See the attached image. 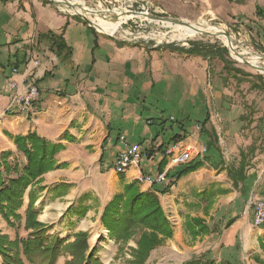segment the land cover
Here are the masks:
<instances>
[{"label": "crops", "instance_id": "1", "mask_svg": "<svg viewBox=\"0 0 264 264\" xmlns=\"http://www.w3.org/2000/svg\"><path fill=\"white\" fill-rule=\"evenodd\" d=\"M190 1L202 16L213 15L230 26H238L244 37H253L257 45L264 47V18L256 16V8H264V0ZM71 21L78 24L73 27H78L80 34H67ZM50 31L63 36L72 54L49 48ZM213 63L214 60L174 51L169 46L156 47L99 34L88 23L61 13L54 4L43 0H0V152L11 150L24 156L14 138L32 132L60 147L55 155L58 167L42 176L40 184L47 188L38 194L39 219L54 225L58 233V227L67 226L64 230L71 238L80 230H89L91 235L97 231L93 236H100L105 205L123 186L114 169L116 156L125 147L122 135L128 143L139 142L144 149V167H130L123 173L126 182L149 176L154 182L140 183L142 190L153 191L161 198L158 190L165 188L170 179L155 181L157 174L167 169V165L160 168L162 150H174L173 144L165 143L168 141L164 133L169 129L165 132L164 127L173 120H190L187 99L203 111L201 121L206 118L208 102L202 105L197 100L208 99L203 95L205 77ZM14 67L18 73L12 74ZM10 77L17 81L18 91H23L26 82L37 83L41 101L36 113L7 112L15 92L9 85ZM166 119L167 124L161 125ZM228 119L231 125L225 131L226 140H230L235 123L246 126L241 116ZM252 119L248 124L257 126L259 120ZM221 121L219 116L210 115L206 124L218 139ZM199 123L195 124L200 130ZM238 135L233 136L240 143L238 151L252 144ZM177 145L203 149L196 132ZM208 167L215 170L207 162L184 178L202 175V182ZM56 185L60 188L49 189ZM202 187L197 185L193 190L200 191ZM62 189L66 191L59 195ZM28 201L26 197L24 211ZM83 202L90 206L85 217L65 215L69 206L77 208ZM235 217L234 239L227 245H233L239 237L247 251L258 252L251 238L263 237L264 226H257L250 216Z\"/></svg>", "mask_w": 264, "mask_h": 264}, {"label": "trees", "instance_id": "2", "mask_svg": "<svg viewBox=\"0 0 264 264\" xmlns=\"http://www.w3.org/2000/svg\"><path fill=\"white\" fill-rule=\"evenodd\" d=\"M50 3L49 1H45ZM256 16L264 18V8H256ZM251 29V28H250ZM252 30V29H251ZM50 39L49 48L56 52L67 50L72 54V47L68 46L62 35L48 32ZM170 49L188 55L200 56L204 59H219L223 62L222 72L233 77L238 85L248 82L251 90H257L264 95V77L262 74L255 76L251 72L233 67L232 60L227 58L228 48L219 47L214 44L204 42H192L188 47L169 46ZM225 76V78L227 77ZM206 118L200 121V136L206 141L203 154L195 157L186 164L179 165L174 170L167 171L170 179L165 188L158 190L161 194H166L175 183L185 176L202 168L211 158L210 152L217 153L220 163L212 165L215 169L225 170L227 176L232 181L234 189L240 190L243 195H248L254 185L257 174L248 173V166L254 151L257 150V140H254L247 149L240 151V160L237 165L222 162V152L219 146V139L215 131L206 128L209 120V112L205 113ZM243 121L252 122L253 117L245 118ZM169 119L161 122L166 125ZM179 127V132L174 133L167 143L173 145L185 140L191 133L187 129L185 121H171ZM172 124L164 127V131L173 129ZM264 129V115L259 118L257 126ZM167 128V129H166ZM174 130V129H173ZM166 132V131H165ZM174 132V131H173ZM166 134V133H164ZM259 138V137H258ZM18 150L24 153L26 163L22 166L19 162L11 163L9 160L12 151L0 152V224L5 220L10 227L18 230L23 227L27 232L26 236L16 234L12 239L9 234L4 233L0 228V264H58L61 257H65L64 264H105L99 256L97 246L89 243V233L78 231L73 238L61 237L59 233L52 232L54 225L46 224L38 219L40 211L36 206L39 192L45 190L42 176L58 167L55 162V155L59 151V145L52 144L32 132L28 135H18L14 138ZM165 143L159 149H163ZM259 144L264 149V141ZM163 159L160 168L164 169L168 164L166 149H163ZM151 157V154H147ZM14 174V175H13ZM120 181L123 186L120 191L107 202L101 215V223L108 231L111 240H114L118 250L123 252L130 240H136V247H129L131 259L129 264H146L151 252L162 245V243L173 236V226L163 207L159 195L153 191L142 190L139 180L135 179L126 182L124 174H120ZM210 184V183H209ZM207 184L200 191L193 190V197L188 206L190 211L184 213L185 231L192 238L206 236L215 228L211 227L205 217L211 215L220 196L228 195L232 188L224 186L220 182ZM60 188V185L49 187V189ZM66 189H62L59 195ZM29 198L24 214L21 212L25 206V199ZM77 208L69 206L65 215H76L85 217L90 209L85 203H80ZM194 210H202L205 216L192 215ZM236 218L229 219L226 226L230 227ZM260 245L264 250V237L260 240ZM241 243L236 241L233 245L224 246L222 256L219 259L211 250H207L200 256L186 261L184 264H246L241 254Z\"/></svg>", "mask_w": 264, "mask_h": 264}, {"label": "rangeland", "instance_id": "3", "mask_svg": "<svg viewBox=\"0 0 264 264\" xmlns=\"http://www.w3.org/2000/svg\"><path fill=\"white\" fill-rule=\"evenodd\" d=\"M43 1H49L50 3H52L50 0ZM69 1H80L83 2L86 7L91 8L95 11H100L99 13L91 14V17L95 20L92 21L95 23L98 22L99 18H102L105 21L106 19L111 21L121 19L120 21L124 23L120 25L119 22L120 28L115 33L101 32V30L96 25L94 27V30L97 33L122 40L125 38H129V40L145 42L147 45L156 47H167L170 45L188 47L190 43L196 41L214 44L219 47H227V43L223 37L207 36L199 34V32L180 30L175 28L174 26L155 20L151 23L146 22V20L140 18L141 16L136 17L135 13H127V10H125L127 8L126 5L128 6V9H131V11H140L142 10L143 6H145L149 9L150 14L153 15L187 20L193 24L196 23L194 25L207 29H223L232 36L233 45L236 50L242 52L250 60L258 58L257 64L264 67V47L262 45H257L253 37H244L242 34V30H240L238 26H230L223 20L213 17V15L206 14L202 16L201 12L194 9L190 0H138V2H136L135 0ZM54 6L57 7V9L65 15L81 19L85 23H87L88 21H86L81 14L77 13L81 12L77 9L74 10L73 8L65 4ZM116 7H122L123 10H114ZM125 11L127 14L124 13ZM114 15H118L116 20L113 19ZM131 16L133 17L126 22V20H128ZM88 19L91 21V18ZM73 26H78V24H76L74 21H71V25L67 29V34L70 36L80 34L79 28H74ZM227 58L229 60H232L233 67L243 68L251 72V74H253L254 76L256 74H262L264 77V73H261L260 71L250 67L244 62L235 59L234 57H232L230 52H228ZM222 67L223 62L219 59H214L213 66L210 69V74L207 76V72L205 77V80L207 82L204 86L205 91L203 92V95L205 94L204 96H208V99L202 101L198 98L197 101L202 105H207L208 102V105L210 106L207 105V108L210 115H216L222 118L221 123H218L220 127L219 146L221 152L223 151L222 162H224L225 165H237L240 160V151H238L240 143L236 138H233L234 134H239L238 136L240 137V139L245 142H253L257 138L256 147L258 148L256 151L252 152L253 156L250 159V165L247 169L248 173L255 172L257 174V179L254 185L251 187L249 194L243 195L240 190L233 188L232 181L227 176L225 170H213L212 168L208 167L209 172L206 175V180H203L201 182L202 175L192 176L184 178L171 186L169 192H167L166 194H162L163 196H161L160 199L173 226L174 234L172 238L166 239L162 243V245L158 246L151 252L146 264H184L186 261L191 260L196 256H200L207 250H211L215 254L216 258L219 259V257L222 256L223 247L230 246V244L227 245V243H232L234 239V234L232 231V225L234 223L230 226V228L225 225L226 222L229 219H232L240 214L244 217L250 216L255 219L253 211H248L249 199L252 196H257L258 198L264 199V149L259 145L261 144L260 142L262 140L264 141V129L255 127L256 123H254L253 125L248 124L247 121L243 122L246 126L242 128L240 122H237L235 123L236 127L231 130L233 134L230 136V140L225 139V131L229 130V127L231 125V122L228 121V117L236 116L237 118L238 116H246L245 118H249L254 116L256 120H259V118L264 115V95L257 90H251L250 84L248 82L238 85L233 77L227 76V73L222 72ZM225 76L227 77L225 78ZM194 103L195 102L191 101V99H187L188 112H191V118L186 122L187 129L190 128L192 133H198L199 144L204 148V142L206 141V139L199 136L200 130L198 125L195 124L196 121H201V112L203 114V111L199 110V108H195L193 106ZM197 112H200V114H198ZM9 113L13 114L11 112ZM224 120H226L227 122ZM237 120L241 121L240 119ZM168 123L174 126V132L172 133V129L169 130L168 133L164 134L165 138H167V141L174 133L180 131L176 123ZM243 147L247 149L248 145H244ZM241 149L242 148H240L239 150ZM210 155V166L220 163V157L217 153H214L212 151L210 152ZM9 160L12 164H14L15 162H19L22 168V166L25 164L26 157L22 154L16 155L15 153H12V156ZM143 161L144 160H142L140 164L141 167H144ZM212 182H220L225 186L227 185V187L232 188V192L228 195L220 196L214 208L211 210V215L205 217L210 226L215 228V231L206 236L192 238L185 231L184 213L190 211L188 202L192 200L193 189H195L194 187H196L197 185H203L204 187L205 185L209 183L211 184ZM246 211L247 214L244 213ZM21 212L24 214V209H22ZM192 215L205 216L202 210H194V212H192ZM66 227L67 226L63 225L58 227V229H60L59 234L61 237L70 236L67 235L68 233H65L64 229H66ZM0 228L4 233L9 234L12 239L15 238L16 234H20L22 236L27 235V232L23 227H21L19 230L17 228L10 227L5 220H1ZM80 231H87L89 233L90 245L97 246V248L99 249V256L102 258L105 264H129L128 260L132 258L129 247H136L135 239L130 240L129 243L125 246L123 252H120L115 241L110 239L108 231L105 230L103 225L102 232L100 233L99 237L93 236L99 233L97 231L92 232V235L91 231L89 230ZM52 232L57 231L53 230ZM261 238L262 237L257 238L256 235H253V237L251 238V242H253V244H256V248L259 250L258 252H254L251 254L252 250L247 251L246 247L242 244L241 239L237 237L236 241L239 240L241 243V254L246 264H264V257H262V255L264 256V250L260 245ZM0 261H2L1 257ZM64 262L65 257H61L58 261V264H64ZM27 264L38 263L28 262Z\"/></svg>", "mask_w": 264, "mask_h": 264}, {"label": "built area", "instance_id": "4", "mask_svg": "<svg viewBox=\"0 0 264 264\" xmlns=\"http://www.w3.org/2000/svg\"><path fill=\"white\" fill-rule=\"evenodd\" d=\"M135 1L138 2V0ZM126 7L127 8L125 10H127V13L139 12L143 14H150L149 9L145 6H143L142 10L140 11H131V9H128L127 5ZM114 10H123V8L116 7ZM140 18L146 20V22L149 23L154 21L153 19L148 18L146 15H143ZM130 19L131 18L126 20V22ZM125 39L129 40V38ZM15 73H18L17 67H14L12 69V74ZM9 85L12 89H15V92L12 94V99L7 108V112H11L13 114H34L39 110L41 92L39 86L35 81L26 82L23 85V91H18L17 81L14 80L12 77L9 78ZM120 139L125 144V147L118 152L114 162V169L118 174H123L132 166H140L144 156V149L141 143L139 142L128 143L125 135H122ZM203 151L204 148L202 149V151H198V149L194 146L179 147L177 144L174 145V150L171 151L170 149H168L166 152L167 158L169 159L166 171L157 174L155 181H165L167 179V171L170 169V167L186 164L192 159H194L196 156L201 155ZM138 180L140 183L154 182L149 176L145 175H141ZM250 210L253 211V214L255 216V224L257 226H264V199L258 198L257 196H252L248 202V211ZM244 213L247 214V211Z\"/></svg>", "mask_w": 264, "mask_h": 264}, {"label": "water", "instance_id": "5", "mask_svg": "<svg viewBox=\"0 0 264 264\" xmlns=\"http://www.w3.org/2000/svg\"><path fill=\"white\" fill-rule=\"evenodd\" d=\"M54 5H61V4H65L71 8H73L74 10H76V8H81L84 11H87L91 14L93 13H99L100 11H95L92 10L91 8H83L81 4H76L74 2H70L69 0H62V1H58V0H50ZM79 14L82 15V17L87 21V23L89 24V26L91 27H95L96 23L93 22L92 20L90 21L88 19V17L86 16L85 12H77ZM115 13V12H114ZM126 13V11L124 12ZM123 13V14H124ZM135 14H140L141 16L146 15L148 18L159 21V22H163L165 24H167V22L165 21H171L173 23L176 24H180V25H186V26H192L193 24L190 21L187 20H181V19H174V18H166V17H162V16H156V15H152V14H143V13H139V12H134ZM133 13V14H134ZM127 14V13H126ZM118 15H114L113 19L116 20ZM139 17V16H136ZM171 25V24H170ZM196 28V26H194ZM198 29L199 34H203V35H207V36H216V37H222V36H226L227 37V48L229 50V52L231 53L232 57H234L235 59L244 62L245 64L249 65L250 67L260 71L261 73H264V67L259 65V64H253L249 58H247L242 52L238 51L235 49L234 45H233V40H232V36L226 32L223 29H219L218 31H211V30H205V29H201V28H196ZM103 32V31H101ZM105 33V32H104Z\"/></svg>", "mask_w": 264, "mask_h": 264}, {"label": "bare ground", "instance_id": "6", "mask_svg": "<svg viewBox=\"0 0 264 264\" xmlns=\"http://www.w3.org/2000/svg\"><path fill=\"white\" fill-rule=\"evenodd\" d=\"M58 1H62V0H58ZM74 3L76 4H81L83 8H86V5L83 3V2H80V1H75ZM77 10L81 11V12H85L86 16L88 18H91V20H94L92 17H91V13L87 12V11H84L83 9L81 8H76ZM134 16V15H133ZM133 16H131L130 18H132ZM136 16H141L140 14H136ZM96 19V18H95ZM121 19H117L116 21H111V20H103L102 18H99L98 22H96V25L97 27L105 32V33H115L119 30L120 28V25L123 23L122 21H120ZM95 21V20H94ZM119 22H120V25H119ZM167 22L168 25L171 24V26H174L175 28L177 29H180V30H187V31H194V32H198V29L196 28H201V29H205V30H211V31H218V30H214V29H207V28H203V27H199L197 25H194L196 23H192L193 25L192 26H186V25H180V24H176V23H173L171 21H165ZM196 26V28L194 27ZM226 43H227V37L226 36H222ZM253 64H256L257 61H258V58H255V59H252L250 60Z\"/></svg>", "mask_w": 264, "mask_h": 264}]
</instances>
